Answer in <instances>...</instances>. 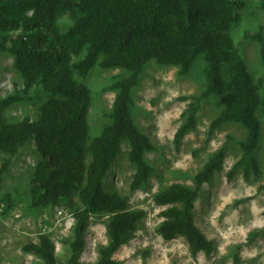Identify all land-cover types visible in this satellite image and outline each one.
Masks as SVG:
<instances>
[{"label":"trees","instance_id":"16d2710c","mask_svg":"<svg viewBox=\"0 0 264 264\" xmlns=\"http://www.w3.org/2000/svg\"><path fill=\"white\" fill-rule=\"evenodd\" d=\"M258 2L264 16V0ZM245 7L243 0H0V53L12 57L23 86L15 85L0 97V155L14 156L24 145H31L36 164L29 181L30 207L69 203L73 217L65 262L57 261L54 243L46 235L24 245V252L42 264H85L81 255L89 219L106 215V241L94 264H121L114 255L135 237L145 213L130 210L127 198L106 191L103 182L124 140L129 145L127 159L135 167L131 189L145 186L153 172L145 154L155 147L132 116V90L150 61L178 67L184 76L194 59L202 57L205 90L201 96L180 98L189 101L173 143L179 146L196 128L201 100L217 96L221 109L209 133L227 123L238 124L246 132L237 142L241 156L227 179L231 181L240 170L246 180L251 175L259 177L256 112L261 109L264 116L263 80L248 71L231 34ZM66 14L69 22L61 24L59 19ZM251 39L260 44L264 59V25ZM94 66L118 68L127 75L106 89L115 92L105 115L109 124L90 139L92 94L79 79H85ZM30 89L33 95L28 94ZM41 96L45 101L35 119L5 121V111L12 106ZM224 160L225 148L221 147L195 173L192 187L173 184L154 198L157 205L166 206L155 228L157 234L166 242L183 238L193 256H209L214 250L213 242L196 227L192 211L199 190L222 170ZM8 166L5 160L0 167V185ZM2 205L5 214L11 207L9 194L0 199Z\"/></svg>","mask_w":264,"mask_h":264},{"label":"rangeland","instance_id":"374dc122","mask_svg":"<svg viewBox=\"0 0 264 264\" xmlns=\"http://www.w3.org/2000/svg\"><path fill=\"white\" fill-rule=\"evenodd\" d=\"M243 1L246 7L240 12L241 21L231 34L248 71L256 79L263 80L260 91L263 98L264 59L260 44L251 36L264 25V16L258 9L259 0ZM59 20L66 24L69 16L63 15ZM60 29L65 28L60 26ZM203 67L199 56L194 59L188 73L181 76L178 67L160 66L150 61L132 90L134 122L151 140L155 150L145 154L147 163L153 168L145 186L136 190L130 187L135 167L127 159V140L122 142L103 182L106 191L117 192L127 198L130 210H143L145 213L135 237L114 255L121 264H264V116L261 109L256 112L260 124L255 150L260 168L257 178L251 175L246 180L240 170L231 181L227 179L228 171L241 156L237 142L245 138L246 132L238 124L227 123L209 133L210 123L221 109L217 96L201 100L196 128L184 137L179 146L173 143L189 101H181L180 98L201 96L205 90ZM126 75L118 68L94 66L85 79L76 76L92 94L88 111L90 139L98 136L109 124L105 115L111 109L115 92L106 89ZM15 85L23 89L20 75L13 68V59L7 53H0V97L12 92ZM28 94L33 95L34 90L30 89ZM37 98L5 111V121L17 123L24 117L35 119L45 101L42 96ZM221 147L225 148L223 168L201 187L192 211L196 227L213 242L214 250L209 256L204 253L193 256L183 238L166 242L157 234L155 228L162 221L160 213L166 206L157 205L154 198L173 184L192 187L195 173ZM5 160L9 161V166L0 185V199L9 194L11 207L5 214L1 212L3 205L0 207V264H42L39 258L23 251L24 245L37 243L40 235L51 239L57 261L65 262L69 254L65 242L71 238L73 224L71 205L30 207L29 181L36 164L31 145H24L14 156L1 154L0 167ZM73 201L78 204L76 198ZM106 218L103 215L89 219L81 255L85 264H94L99 247L105 244Z\"/></svg>","mask_w":264,"mask_h":264}]
</instances>
